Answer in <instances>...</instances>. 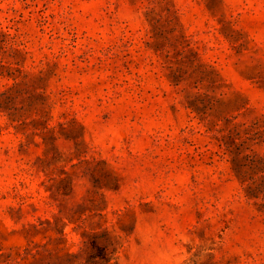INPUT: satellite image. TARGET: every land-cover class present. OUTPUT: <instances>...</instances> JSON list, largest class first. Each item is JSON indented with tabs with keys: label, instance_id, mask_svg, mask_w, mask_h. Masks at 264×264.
Masks as SVG:
<instances>
[{
	"label": "rangeland",
	"instance_id": "obj_1",
	"mask_svg": "<svg viewBox=\"0 0 264 264\" xmlns=\"http://www.w3.org/2000/svg\"><path fill=\"white\" fill-rule=\"evenodd\" d=\"M0 264H264V0H0Z\"/></svg>",
	"mask_w": 264,
	"mask_h": 264
}]
</instances>
